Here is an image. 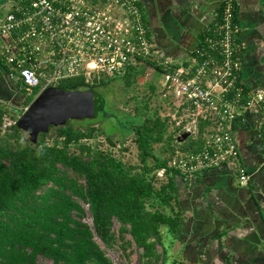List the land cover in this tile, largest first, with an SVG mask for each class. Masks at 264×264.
<instances>
[{
  "label": "trees",
  "instance_id": "trees-1",
  "mask_svg": "<svg viewBox=\"0 0 264 264\" xmlns=\"http://www.w3.org/2000/svg\"><path fill=\"white\" fill-rule=\"evenodd\" d=\"M221 6L216 19L221 17ZM232 19L239 24L235 0ZM234 38V42L242 41L240 29ZM143 65L153 66L157 75L163 71L162 64L148 59L111 78L123 79L125 86L133 89L138 75L145 71ZM107 79L73 76L59 80L56 86L94 90ZM15 83L25 87L20 79L15 78ZM146 87V93H132L130 99L136 100L133 107H116L110 114L116 121L111 131L105 130L103 120L98 124L92 121L99 110H105L101 95L102 107L87 117L86 125L69 118L40 132L34 142L24 139L18 118L14 120V131H19L23 140L16 137L15 145L0 141V264H38L39 255L51 259L52 264H114L97 238L109 247L118 239L123 248L138 245L146 263L186 264L168 259L163 241L164 231L174 234L180 221L174 181L180 171L169 161L177 153L199 149L210 120L200 117L197 134L182 138L183 123L175 125L169 114L159 113L158 107L151 105L156 95L167 101L162 90L158 91L154 82ZM26 100L29 103L30 99ZM5 111L0 102V124ZM51 130L53 141L47 143L44 136ZM130 133L137 149L135 164L125 163L96 140L88 142L104 135L109 143L123 144ZM160 169L164 171L158 176ZM79 199L88 204L91 225L82 219L85 210ZM115 220L119 222L117 233L112 227Z\"/></svg>",
  "mask_w": 264,
  "mask_h": 264
},
{
  "label": "built area",
  "instance_id": "built-area-1",
  "mask_svg": "<svg viewBox=\"0 0 264 264\" xmlns=\"http://www.w3.org/2000/svg\"><path fill=\"white\" fill-rule=\"evenodd\" d=\"M233 9L234 0H222L221 17L205 29L190 64L164 61L160 90L171 99L173 115L186 110L179 135H196L198 119L210 120L201 147L177 153L169 164L192 174L234 161L245 185L249 173L239 162L230 122L255 106L263 113L264 135V87H249L240 76L243 41L234 42L240 25L232 19ZM0 59L11 78L38 93L63 78L122 76L156 56L144 8L136 0H0Z\"/></svg>",
  "mask_w": 264,
  "mask_h": 264
},
{
  "label": "crops",
  "instance_id": "crops-1",
  "mask_svg": "<svg viewBox=\"0 0 264 264\" xmlns=\"http://www.w3.org/2000/svg\"><path fill=\"white\" fill-rule=\"evenodd\" d=\"M136 1L144 8L156 61L163 64L170 59L172 64L182 66L192 62L193 48L216 20L222 3V0ZM235 2L243 41L240 76L249 87H264V0ZM13 82L15 79L0 59V94ZM169 113L174 122L186 120L184 109L174 115L171 110ZM262 118V110L254 106L230 122L240 152L239 162L249 173L247 184L239 183L234 161L192 174L174 175L180 221L174 234L163 233L171 258L186 264H264Z\"/></svg>",
  "mask_w": 264,
  "mask_h": 264
},
{
  "label": "rangeland",
  "instance_id": "rangeland-1",
  "mask_svg": "<svg viewBox=\"0 0 264 264\" xmlns=\"http://www.w3.org/2000/svg\"><path fill=\"white\" fill-rule=\"evenodd\" d=\"M144 72H141L137 77V82L134 84V88L132 89L130 86H125L124 80L119 78H109L107 79L103 85H96L93 87V91L95 92L97 98L101 97L104 101V108L105 110H99L96 117L92 120L95 121V124H98L101 120H103V125L106 131H111L113 128H116V121H114V117L110 114H113L114 109L116 107H120L122 109H130L133 107V103L136 102L135 99H130L132 93L138 91L139 94L146 93L148 88L146 85L148 82H154L157 86V90H160L161 85V74L157 75L156 70L153 66L150 65H143ZM6 88V87H5ZM155 93V92H154ZM160 93V92H159ZM162 93V92H161ZM17 94H20L17 97ZM37 94V88L33 87L31 89L26 88V86L19 87L15 82L13 85H9L2 94H0V102L5 105L6 111L1 119L0 124V141L1 142H8L10 145H15L16 137L19 136L20 139L23 140L21 133L18 131H14L13 123L14 120L17 119L22 112L25 110L26 106L29 104L27 103L26 98L30 99V101L34 98ZM25 97V98H24ZM131 100V101H130ZM171 99H167L165 102L164 99H158L157 95L151 100V105H156L159 109V113H165L170 110L171 105L168 101ZM29 101V102H30ZM106 113V115L104 114ZM109 115V116H107ZM6 116V117H4ZM73 121L78 123L79 125H86L88 119L87 117L83 118H71ZM99 121V122H98ZM5 123V127L2 123ZM10 122V123H9ZM172 128V125H171ZM23 133V132H22ZM14 134V135H11ZM24 139H26V135L23 133ZM54 136V131L51 130L48 134L44 136V140L47 143H52ZM39 137H37L38 139ZM114 139L117 140L118 137L114 136ZM98 143L99 146L103 148H110L113 153L119 156L125 163L135 164L138 162V158L136 156V146L133 139V134L130 133L125 137L124 143L120 144L117 141L112 144L106 140L104 135L97 136L96 139H89L88 142L94 143V141ZM72 150L76 148L71 145L70 147ZM169 151H165L168 153ZM158 176H161L157 174ZM83 182V180L81 179ZM80 203L84 207L85 214H83L82 219L92 224V218L90 214V210L88 204L83 200L79 199ZM114 230L117 233L119 222L114 221L113 226ZM101 247L106 251V254L110 257V259L114 262V264H152L146 263L144 258L141 256L142 248L138 245L131 243L127 244L125 248L121 247L119 243L121 240H116L115 245L113 247H109L105 245L101 240H99ZM157 249L159 251L162 250L161 246L157 245ZM167 249V248H166ZM167 251V250H166ZM168 259H171L168 256ZM38 264H52L51 259L39 255L38 256Z\"/></svg>",
  "mask_w": 264,
  "mask_h": 264
},
{
  "label": "water",
  "instance_id": "water-1",
  "mask_svg": "<svg viewBox=\"0 0 264 264\" xmlns=\"http://www.w3.org/2000/svg\"><path fill=\"white\" fill-rule=\"evenodd\" d=\"M101 98L87 89H64L55 85L47 86L38 92L29 102L26 110L17 119V125L34 142L40 132H45L52 125L63 124L69 118L93 117L101 108ZM188 132H182V138Z\"/></svg>",
  "mask_w": 264,
  "mask_h": 264
}]
</instances>
